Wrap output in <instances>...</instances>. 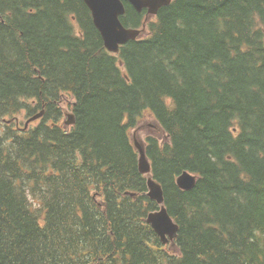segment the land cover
<instances>
[{"label":"trees","instance_id":"1","mask_svg":"<svg viewBox=\"0 0 264 264\" xmlns=\"http://www.w3.org/2000/svg\"><path fill=\"white\" fill-rule=\"evenodd\" d=\"M0 15V264H264V0H174L118 55L84 0H0ZM146 124L174 247L146 221Z\"/></svg>","mask_w":264,"mask_h":264},{"label":"water","instance_id":"2","mask_svg":"<svg viewBox=\"0 0 264 264\" xmlns=\"http://www.w3.org/2000/svg\"><path fill=\"white\" fill-rule=\"evenodd\" d=\"M124 1L130 2L138 12L147 9L149 16H155L160 9L169 6L173 0H84L92 13L96 28L102 35L105 48L115 54L120 52L122 45H126L131 40L138 39L141 35V31L127 29L122 24L121 16L126 11ZM0 20H2L1 15ZM69 123L74 124L75 119H70ZM136 147L140 153L139 169L142 174L148 177V195L161 207L159 212L149 214L147 223L152 226L163 243L167 244L170 240L174 241L179 227L175 224L165 207V197L162 187L152 178V167L146 157L143 144L137 141ZM196 182V177L189 173H183L177 179L178 187L184 191L192 190L196 186ZM127 194L136 197L133 193ZM167 235L170 239H167Z\"/></svg>","mask_w":264,"mask_h":264},{"label":"rangeland","instance_id":"3","mask_svg":"<svg viewBox=\"0 0 264 264\" xmlns=\"http://www.w3.org/2000/svg\"><path fill=\"white\" fill-rule=\"evenodd\" d=\"M154 18V17H153ZM151 18L147 25L152 21ZM147 36V32H143L141 37H146ZM140 38V37H139ZM73 102V99L70 97H65L62 103V107L65 109H69L70 108V104ZM70 111H67L66 113L68 114ZM151 134H155V131L153 130V128L149 125H145L144 127H142L137 133H136V140L140 141V142H144V139L146 138L147 135H151ZM178 236V234H177Z\"/></svg>","mask_w":264,"mask_h":264}]
</instances>
